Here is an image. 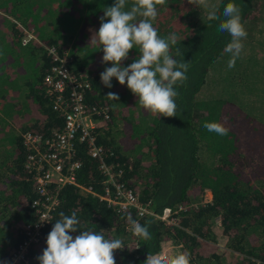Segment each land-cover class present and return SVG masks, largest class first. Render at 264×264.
<instances>
[{
	"label": "trees",
	"instance_id": "16d2710c",
	"mask_svg": "<svg viewBox=\"0 0 264 264\" xmlns=\"http://www.w3.org/2000/svg\"><path fill=\"white\" fill-rule=\"evenodd\" d=\"M131 3L128 0L126 7L130 8ZM228 3L241 9V23L246 31L251 30L250 15L255 0H219L215 9L218 19L207 17L201 22L193 18L194 5L188 0H166L157 6L154 27L162 37L175 32L180 42L172 47L173 58L189 62L187 80L176 86L179 93L176 116L159 118L139 106L138 98L126 83L121 85L115 78L111 81L112 88L101 83L102 72L98 68L103 51L92 45L90 39L99 30L104 8L112 6L114 0H0V115L3 116L0 119L15 127L30 122L20 127L18 133L0 127V149L5 155L0 159V215H14L8 227L0 219V264L25 238V225L36 220L31 203L38 192L32 174L25 168L21 133L31 130L46 135L62 124V116L52 110L44 93L43 77L55 64L47 51L49 46L68 59L72 71L85 75L90 82L86 100L109 107L110 119L98 139L113 152L109 160L122 169L125 184L137 190L141 200L149 202L157 214L165 209L173 211L179 205L187 208L172 215L175 221L170 223L154 217L138 219L134 209L117 211L99 198L103 193V177L97 161L84 144L78 143L76 157L81 168L76 180L90 186L95 194L80 193L70 184L59 189L53 218L40 242L31 247L33 262H39L36 257L46 248V237L59 214L70 215L73 211L84 229L123 240L124 249L114 253L116 264H144L149 253L161 251L164 240H172L180 246V252L189 253L190 264H223L226 251L220 252L216 247V221L229 248L239 256L234 263L227 264H253L264 259V124L232 102L196 96L209 67L224 55V48L231 41L227 32H218ZM7 16L21 19L23 26L35 29L39 38L22 43L20 29ZM177 47L183 55H175ZM139 55L133 48L122 66L127 67ZM23 85L29 90L31 112L27 114L32 116L28 120L10 108ZM109 92L118 95L117 102L127 108L125 112L110 105L113 99L106 96ZM117 121L121 122L118 141L111 134ZM205 122L220 123L229 132L226 136L209 132L203 126ZM200 148L207 151L212 164L201 160ZM204 193H209L210 198L192 205V199ZM126 213L148 226L150 240L132 233ZM79 231L70 234L75 236Z\"/></svg>",
	"mask_w": 264,
	"mask_h": 264
},
{
	"label": "clouds",
	"instance_id": "9594fccd",
	"mask_svg": "<svg viewBox=\"0 0 264 264\" xmlns=\"http://www.w3.org/2000/svg\"><path fill=\"white\" fill-rule=\"evenodd\" d=\"M165 2L132 0L130 8H127L128 0H114L112 6L104 8L99 30L94 31L90 39L92 45L102 49V63L111 62L112 65L100 74L101 83L106 88H112L113 78L121 85L126 83L138 98L139 106L159 118L176 116V98L179 95L176 86L187 80L189 67V62L178 61L172 55V47L180 42L179 36L172 32L162 37L153 25L158 16L157 6ZM188 3L197 8L208 7V0H188ZM240 13L241 9L236 4L228 3L223 10L224 19L218 25V32H227L231 37L224 48V53L230 54L229 68L235 66L244 47L242 41L248 35ZM209 19H218L215 6L209 13ZM133 48L140 55L127 67L122 66ZM175 55H183L178 47ZM106 96L116 101L119 99L113 92ZM203 126L220 136L229 132L228 128L216 122H205ZM59 217L46 237L47 246L42 255L36 257L39 264H116L115 251L125 247L122 239L105 238L102 232L84 229L75 211L70 215L61 212ZM126 218L135 236L143 240L152 238L146 224L141 225L130 213H126ZM78 229V235L70 234ZM144 264H190V254L183 251L173 256L149 253Z\"/></svg>",
	"mask_w": 264,
	"mask_h": 264
},
{
	"label": "built area",
	"instance_id": "2783aa9c",
	"mask_svg": "<svg viewBox=\"0 0 264 264\" xmlns=\"http://www.w3.org/2000/svg\"><path fill=\"white\" fill-rule=\"evenodd\" d=\"M17 28L22 33V43L36 37L33 29L20 23ZM47 51L55 64L43 77L44 93L52 110L62 116V124L46 135L31 130L21 133L26 151L25 168L32 174L38 192V197L31 203L36 220L25 225V238L10 250L3 264H39L32 261L30 250L40 242L44 229L51 222L62 186L70 184L80 193L95 194L90 186L77 183V171L81 168L76 157L78 143L84 144L89 155L97 161L103 177V193L99 198L117 211L134 209L138 219L154 217L170 223L175 221L172 215L187 208L179 205L173 211L165 209L162 214H157L149 202L141 200L137 190L125 184L122 169L117 162L109 160L113 152L98 139L110 119L109 107L89 103L86 98L91 85L85 75L72 71L68 59L60 56L55 47L49 46ZM253 264H264V259H257Z\"/></svg>",
	"mask_w": 264,
	"mask_h": 264
},
{
	"label": "rangeland",
	"instance_id": "374dc122",
	"mask_svg": "<svg viewBox=\"0 0 264 264\" xmlns=\"http://www.w3.org/2000/svg\"><path fill=\"white\" fill-rule=\"evenodd\" d=\"M218 2L219 0H208L207 8L205 7L197 8L194 6V8L192 9L193 18L198 22L205 20L207 17H209V13L210 11L213 10V6H215V9H216ZM263 7H264V0H255V6L250 15L251 17L250 24L251 25L253 24L252 28L254 30H257L256 34H259L262 37H264V32H262V27H263L262 24H264L263 22L264 10H262ZM13 22H15V24L18 23L16 21H13ZM257 44L261 45L264 48L263 40H258ZM262 51L264 52V49ZM262 54H263L262 52H258V57H260ZM111 66H112L111 62L105 64V63H102L101 61L98 69H100L101 72H103L105 68L111 67ZM261 68L262 66L259 65V69ZM232 71H233L234 81H229V83L226 85V87H229L230 90L228 91L227 94L223 95L224 83L221 80L214 90L215 91L214 94L216 95L215 98L217 99L221 98L226 101L232 102L233 104L239 106L241 110L244 111L245 113L247 112L254 113V115L257 117H254L249 113L247 114L254 117L257 121L259 122L264 121L263 120L264 115L261 112V108L260 107L257 108L255 105V99L258 97H262L264 94V80L257 79L254 73H251V74L247 73V71L245 70V67L237 63H235V66L233 67ZM246 74L251 76V81L249 85L247 86V89H245L246 92L244 93V95L236 101L233 95L231 94L233 90V85L236 86L235 82L241 83L244 80ZM110 105L112 107L116 105L115 107H117L118 110L123 111V112L127 110V108H124L123 106L121 107V104H119L116 100H111ZM257 110H258V113L256 112ZM136 113L138 114L137 109H136ZM116 124L117 125H114L112 128L111 134H113L116 141H118L121 122L117 121ZM116 131L117 133L115 134ZM199 157L201 158L202 161H204L208 165L212 164V158L207 154V151H205L203 148H200L199 150ZM209 198H210V194L204 193V195L201 197L200 196L194 197L191 202H192V205H196V204H199V202L207 201ZM214 231L216 234V241H217L216 247L218 248V251L220 252L226 251L225 256L224 254L222 255L224 256L223 264H227V262L234 263L238 259L239 256L231 248H229L228 246L229 242L227 238L222 234L221 228L217 221L216 223H214ZM179 247L180 246H178L172 240H164L161 242V251L159 253H161L163 256H173L180 252Z\"/></svg>",
	"mask_w": 264,
	"mask_h": 264
},
{
	"label": "crops",
	"instance_id": "0c3cea01",
	"mask_svg": "<svg viewBox=\"0 0 264 264\" xmlns=\"http://www.w3.org/2000/svg\"><path fill=\"white\" fill-rule=\"evenodd\" d=\"M45 7L48 8V7H51V5H45ZM7 17L9 19V22L12 25H14L16 29L17 27H19V23L21 25H25L21 19H17L16 17H11V16H7ZM13 21L18 22V25L15 24V22ZM33 30H34V34L36 38L38 39L39 37L36 33V30L35 29ZM256 32L257 30H254L253 28L251 30H247V33H248L247 38L242 41L243 46H244L243 50L239 58L236 59L235 63L240 64L241 66H244L247 73H250V74L254 73L257 79L264 80V52L262 51L264 48L261 45L257 44L258 40H263V43H264V37H262L259 34H256ZM258 52H262L263 54L260 57H258ZM81 54H84V52H81ZM229 59H230V54L224 53V55L221 58H218L211 64L207 72L205 83L203 84L202 88L196 95L197 98H200V99L215 98L216 95L214 94L215 93L214 90L221 80L224 83L223 95L228 93L230 88L226 87V85L229 83V81H234L233 71H232L233 67L232 68L228 67ZM259 65L262 66L261 69H259ZM250 81H251V76L246 74L244 80L241 83L235 82L236 86L233 85V90L231 94L233 95L236 101L244 95V93L246 92L245 89H247V86L249 85ZM28 93H29L28 87L23 85L13 99V103L15 104L13 105V107L12 106L10 107L12 111L17 112L18 114L21 113L19 117L25 118L27 120H28L27 117L32 116V113L29 115L27 114L31 112ZM255 105L257 108L259 107L261 108V112L264 115V94L262 97H258L255 99ZM256 112L258 113V110ZM249 114H251L254 117H257L254 115V113H249ZM2 117L3 116L0 115V118ZM30 120H32V118H30ZM27 123H30L29 120L27 122H21L19 126L15 127V125L13 124L10 126L5 125L3 120L0 119V127L3 125L5 128L8 129V131L12 130V131H15L16 133H18L19 130H21L20 127H26ZM261 123L264 124V121H261ZM12 128H14L15 130H13ZM116 133L117 131L115 132V134ZM4 156H5L4 152H2V149H0V159L2 160ZM0 219H1V223L4 226L7 225L8 227L14 221V215L5 216L1 214Z\"/></svg>",
	"mask_w": 264,
	"mask_h": 264
}]
</instances>
